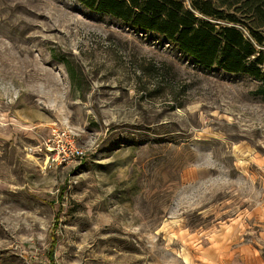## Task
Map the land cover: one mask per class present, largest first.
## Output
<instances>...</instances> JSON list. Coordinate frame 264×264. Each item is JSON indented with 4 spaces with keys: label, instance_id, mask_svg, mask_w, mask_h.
I'll return each instance as SVG.
<instances>
[{
    "label": "rangeland",
    "instance_id": "obj_1",
    "mask_svg": "<svg viewBox=\"0 0 264 264\" xmlns=\"http://www.w3.org/2000/svg\"><path fill=\"white\" fill-rule=\"evenodd\" d=\"M258 86L75 0H0V264H264ZM64 132L84 156L58 164Z\"/></svg>",
    "mask_w": 264,
    "mask_h": 264
},
{
    "label": "trees",
    "instance_id": "obj_2",
    "mask_svg": "<svg viewBox=\"0 0 264 264\" xmlns=\"http://www.w3.org/2000/svg\"><path fill=\"white\" fill-rule=\"evenodd\" d=\"M117 20L128 30L152 35L206 69L243 75L259 83L264 98V0H246L250 23L218 3L236 0H75ZM237 12V10H236ZM238 26H242L246 33ZM53 262V257L49 260Z\"/></svg>",
    "mask_w": 264,
    "mask_h": 264
},
{
    "label": "built area",
    "instance_id": "obj_3",
    "mask_svg": "<svg viewBox=\"0 0 264 264\" xmlns=\"http://www.w3.org/2000/svg\"><path fill=\"white\" fill-rule=\"evenodd\" d=\"M63 136L67 144L66 146H62L61 150L53 157L52 161L63 164L83 157L84 152L81 149H77V146L74 144L75 139L70 137L67 132H64Z\"/></svg>",
    "mask_w": 264,
    "mask_h": 264
}]
</instances>
